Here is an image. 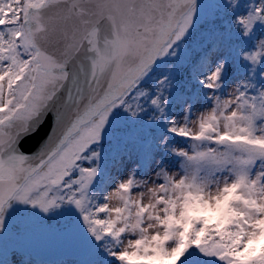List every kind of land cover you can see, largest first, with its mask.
<instances>
[{"label":"snow or ice","instance_id":"snow-or-ice-1","mask_svg":"<svg viewBox=\"0 0 264 264\" xmlns=\"http://www.w3.org/2000/svg\"><path fill=\"white\" fill-rule=\"evenodd\" d=\"M264 264V0H0V264Z\"/></svg>","mask_w":264,"mask_h":264},{"label":"rangeland","instance_id":"rangeland-1","mask_svg":"<svg viewBox=\"0 0 264 264\" xmlns=\"http://www.w3.org/2000/svg\"><path fill=\"white\" fill-rule=\"evenodd\" d=\"M31 244L35 259L40 264H54L53 261L64 258L63 251L47 237L36 235Z\"/></svg>","mask_w":264,"mask_h":264}]
</instances>
